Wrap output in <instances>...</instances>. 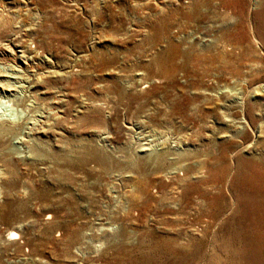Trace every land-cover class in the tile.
I'll return each mask as SVG.
<instances>
[{
    "label": "rangeland",
    "instance_id": "rangeland-1",
    "mask_svg": "<svg viewBox=\"0 0 264 264\" xmlns=\"http://www.w3.org/2000/svg\"><path fill=\"white\" fill-rule=\"evenodd\" d=\"M0 60L35 87L12 82L1 120L63 109L41 141L56 160H31L27 132L6 140L0 264H207L253 232L264 0H0Z\"/></svg>",
    "mask_w": 264,
    "mask_h": 264
},
{
    "label": "bare ground",
    "instance_id": "bare-ground-1",
    "mask_svg": "<svg viewBox=\"0 0 264 264\" xmlns=\"http://www.w3.org/2000/svg\"><path fill=\"white\" fill-rule=\"evenodd\" d=\"M16 60H21V62L27 67V69L33 68L29 62V58L24 56H15ZM1 62V60H0ZM7 66L10 68L12 65L7 61ZM12 82L19 84L26 83L29 85V90L32 88L29 80L26 76H15L10 74L7 70L0 68V95L10 96V100L17 99L18 88L15 87ZM33 89V94L35 93ZM35 98V97H34ZM36 100V99H34ZM61 103L60 98H55L51 104H47L48 112L43 113L44 117L41 124L37 125L34 119H28L25 122L14 121L10 122L7 120L0 119V181L4 182L12 173H17L16 167L14 165V156L12 152H17V147L11 145L6 149V140L9 137L20 136L23 132H27L30 142V147L26 151L28 157L31 160L38 161H52L59 157L58 153H49L44 148V140H48L57 134V123L60 121L63 109L59 107ZM0 105L2 101L0 100ZM86 109H96L99 104L96 102L86 103ZM32 112L37 109L32 104L28 106ZM41 107H44L42 104ZM56 107V108H52ZM41 118V119H42ZM60 135H58L59 137ZM42 139V140H41ZM43 141V143L41 142ZM69 156V155H67ZM91 156L96 158L104 165L111 163L110 157L101 154L97 151H93ZM159 162V161H158ZM16 163V162H15ZM16 175V174H15ZM0 182V183H1ZM192 190V189H191ZM23 192V191H22ZM24 193V192H23ZM186 193V192H185ZM248 193V192H247ZM261 191L254 187L252 184V193L247 198V205L250 206L249 210L244 213L247 214L245 217H252L247 220L250 228H253L252 233L243 231L242 229L235 234L230 239L231 245H237V248L227 247L223 252V255L217 253L214 257H211L207 264H264V201L261 200ZM243 199V198H242ZM221 212V211H220ZM219 212V214H220ZM249 212V213H248ZM243 213V214H244ZM49 215V214H48ZM222 215V214H221ZM52 218V217H51ZM47 219H50L49 217ZM242 219V218H241ZM247 219V218H246ZM245 221V222H247ZM196 239V238H195Z\"/></svg>",
    "mask_w": 264,
    "mask_h": 264
}]
</instances>
